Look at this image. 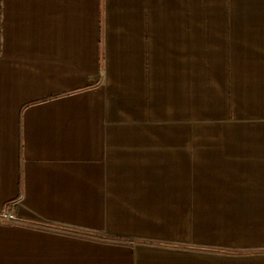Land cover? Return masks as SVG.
Masks as SVG:
<instances>
[{
  "label": "crops",
  "instance_id": "crops-1",
  "mask_svg": "<svg viewBox=\"0 0 264 264\" xmlns=\"http://www.w3.org/2000/svg\"><path fill=\"white\" fill-rule=\"evenodd\" d=\"M0 264H264V0H0Z\"/></svg>",
  "mask_w": 264,
  "mask_h": 264
},
{
  "label": "built area",
  "instance_id": "built-area-1",
  "mask_svg": "<svg viewBox=\"0 0 264 264\" xmlns=\"http://www.w3.org/2000/svg\"><path fill=\"white\" fill-rule=\"evenodd\" d=\"M14 219L15 216L12 213L7 211H0V220L9 222V221H13Z\"/></svg>",
  "mask_w": 264,
  "mask_h": 264
}]
</instances>
